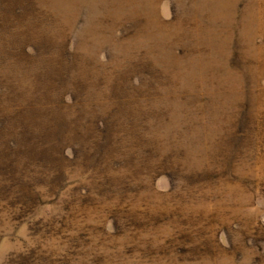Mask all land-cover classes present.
<instances>
[{"label":"rangeland","instance_id":"1","mask_svg":"<svg viewBox=\"0 0 264 264\" xmlns=\"http://www.w3.org/2000/svg\"><path fill=\"white\" fill-rule=\"evenodd\" d=\"M20 20L0 264H264V0H23ZM47 74L87 140L23 159L8 131Z\"/></svg>","mask_w":264,"mask_h":264},{"label":"trees","instance_id":"2","mask_svg":"<svg viewBox=\"0 0 264 264\" xmlns=\"http://www.w3.org/2000/svg\"><path fill=\"white\" fill-rule=\"evenodd\" d=\"M20 17L23 18V0L0 1V30L2 33L8 34L13 43H16V40L23 41V36L21 35L23 30L17 28L19 23L23 25V20L19 21ZM45 76L50 81L41 82L37 85L36 89L29 91H32L28 96L31 98L29 101L33 100L34 102L28 103V109L23 111L22 130L19 132V129L12 127L9 129L8 135L14 136V131H18L21 135L20 139H15L14 144L15 146H19L18 149H15V152L23 155V159L34 160L39 158L43 159V162H52V159L57 156L59 151H61V154L67 148H80L81 143L87 140V136L83 133H88L90 126L88 125V121L84 124L70 113L67 115L57 114L60 108H64L66 101L59 96V92L53 91L55 89L60 91L62 84L56 82L59 85L58 89V85L53 83L52 77L48 74ZM3 91V87L1 86V112L4 108V113H8L10 108H14L13 106L23 108V104L20 102L22 100V90L12 89L8 94ZM70 97L73 100L72 95ZM76 115L80 119L85 117L82 113H76ZM18 120L21 121L20 119ZM0 135H2L1 130ZM107 139H110V137ZM30 153H34L35 155L31 156Z\"/></svg>","mask_w":264,"mask_h":264}]
</instances>
